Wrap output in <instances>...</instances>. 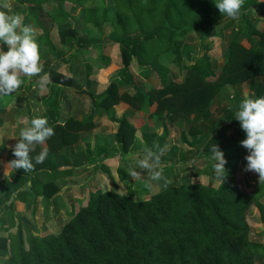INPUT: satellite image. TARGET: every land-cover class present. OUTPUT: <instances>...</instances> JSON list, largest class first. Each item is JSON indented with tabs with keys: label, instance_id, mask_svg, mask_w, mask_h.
Returning a JSON list of instances; mask_svg holds the SVG:
<instances>
[{
	"label": "trees",
	"instance_id": "trees-1",
	"mask_svg": "<svg viewBox=\"0 0 264 264\" xmlns=\"http://www.w3.org/2000/svg\"><path fill=\"white\" fill-rule=\"evenodd\" d=\"M50 1H67L72 5L83 6L85 22L96 27L100 31L97 33L104 38L107 34L101 31L106 23L111 22L117 27L108 34L107 37L111 38L108 42L103 38L101 43L88 49L76 47L77 55L73 56L72 61L76 60L80 66L83 60L92 57L106 69L112 65L113 58L119 56L124 64L117 68L111 81H108L111 76L103 73L101 84L105 88L102 91L97 92L89 87L77 89L92 99V111L86 116L80 108H73L72 102L68 100L67 92L75 89L74 76L60 69L68 66L70 74L77 73L76 69L79 68L70 62L72 55L63 61L48 60L45 73L49 74L51 82L46 86L49 96L44 101L50 107L48 120L55 134L46 141L45 146L38 145L35 152L31 153L35 158L42 147H47L48 156L44 162L35 164L34 170L30 172L19 170L23 176L40 170L48 175L43 196L49 201L53 202L63 188L61 184L57 186V179L61 180L62 174L88 171V166H77L86 162V158L95 150L90 142L86 150L72 148L76 142L72 136L78 137L76 132L94 127L97 114L105 115L117 124L116 139L120 141L123 152L128 151V135L132 132V124L127 115L118 116L115 108L122 101L136 108H142V103L152 105L156 102V111L153 113L163 118L164 138L167 139L171 135L170 126L174 123L205 117L210 119L212 105L221 98H231L224 108V114L230 120V125L236 126L237 135L225 140V132L213 126H209V131L205 133H200L199 129L192 132L193 136L201 134L196 141L188 138L187 131L181 133L182 139L191 144L193 149L187 155L181 152L177 160H189L192 154L211 159L210 149L217 144L225 152L228 161L226 175L221 179L211 167L207 171L212 178L206 184L183 179L171 186L163 185L149 199L141 201L133 198V189L130 187L127 194L121 193L115 184V176H111L106 190L100 187L101 184L88 186V192L79 198L80 201L71 203L73 215L57 233L52 230L38 231L31 226L29 219H21L20 216L13 229H9L7 224L0 225V257H10L3 264H256L257 256L264 255V243L251 240L248 220L254 211L264 221V183H260L259 179L253 180L246 171V178L237 175L241 170L240 158L244 152L239 149L244 148L240 142L246 138V133L235 119V112L245 97L241 91L243 83H249V97L264 96V27L260 30L259 16H252L248 12L250 9L255 14L261 12L264 18V7H260L262 0H245L239 16L244 25L232 28L231 36L225 35L228 36L226 42L229 46L223 68L213 65L210 53L214 49L206 41L212 35L210 31L213 26H219L225 32L235 19L223 16L215 0H168L160 16L154 13V6L162 0H148L154 4L146 9L141 7L140 11L136 10L134 4L140 5L143 0H9V4L15 3L16 10L23 14V23L36 29L41 59L44 50L51 53L57 50L60 36L62 41L65 40L64 43L71 36L80 43V31L74 18L63 10L48 9ZM121 7L126 8L124 15L119 19L112 17V14L120 12ZM130 13H133L138 32L129 30L125 14ZM223 24L229 27H223ZM242 33L248 42H240L238 38ZM193 34L199 36L195 46L202 45L205 52L193 64L184 65L186 75L175 84L170 77L171 68L165 64L164 58L174 54L172 62L177 65L183 63L184 55L189 60L195 58L192 57L193 46L185 41ZM42 37L47 38V41L43 42ZM66 43L72 44L69 40ZM3 47L7 51V46ZM135 57L146 76L150 77L153 73L158 76L160 85L163 84L161 88L154 87L148 93L139 89L130 71V63ZM32 79L29 82L24 78L19 88L27 93L22 94L27 97L29 104L30 99L42 101L38 93L41 88L40 77ZM94 82L99 83L94 80L87 84ZM129 83L134 84V94L131 96L126 91L120 93V84ZM230 88H234V93L221 94ZM63 103L67 105L63 108L66 115L64 124L58 121ZM8 114L4 106L0 105V129L5 123L4 116ZM32 118L29 115L25 117L24 127L30 124ZM210 122L214 125L216 118L210 119ZM144 136L150 141L148 132H144ZM102 147L96 149L105 151V147ZM5 148V145H0V154ZM12 149L10 157L15 159ZM61 153H64L65 158L72 159V168L60 170ZM178 176V173L175 174V177ZM255 176L259 178L257 173ZM95 177L101 180L100 173L96 172ZM3 184L5 187H2L1 194L11 202L0 206V212L6 211L8 214L15 210L16 199H24L26 193L19 192L12 196L15 184L8 176L4 177ZM12 213L17 214L15 211Z\"/></svg>",
	"mask_w": 264,
	"mask_h": 264
},
{
	"label": "rangeland",
	"instance_id": "rangeland-1",
	"mask_svg": "<svg viewBox=\"0 0 264 264\" xmlns=\"http://www.w3.org/2000/svg\"><path fill=\"white\" fill-rule=\"evenodd\" d=\"M162 1L163 2L156 3L154 6V13L159 16L161 15L162 11L166 9V3L168 2V0ZM153 4L154 3H151L148 0H143L140 5H134L136 10L140 11L141 7H144L146 9ZM14 5L15 3H13V5H10V14L20 13L18 10H16L17 7ZM260 7H264V0H262V5ZM48 9L63 10L69 13L74 18L76 27L80 31V35L78 37L80 43L73 36L67 38V40L72 42L71 45L66 43L67 40L64 43L65 40L62 41L60 36V42L57 43V50L54 53H51L49 50L43 51L42 59L40 61L43 66V72L41 73V75H43L47 71L49 62L48 60L54 59L57 62L63 61L67 60L72 55L70 62H72V65L75 64L76 67L79 68L76 69L77 73L74 75L70 74L68 66L60 68L61 71H63L65 74L74 76L75 79V89L67 92V96L69 98L68 100L69 102H72L73 108H80L81 110H83L82 114L88 116L92 111V99L88 94L83 92L79 93L78 90L90 88L91 90H95L97 92L102 91L105 88V85L101 84V80L104 78L103 73L111 76L108 79V81H111V78H113V75L117 71V68L122 66L124 62L122 60V57H114L112 65L104 69L97 60L89 57L90 59H87L86 61L83 60L80 66H78L76 60L72 61L73 56L77 55V53H75L76 47H83L84 49H88L89 47L96 46L97 44L101 43V40H103L104 37L97 33L100 31H97L96 27L85 22L83 6L72 5L67 1H50L48 4ZM110 9L111 11L114 10V8ZM249 9L250 8L246 10L248 11ZM125 11L126 8L121 7L120 12L117 15L112 14V17H116V19H119L120 17H122L121 15H124ZM248 12L252 13V16H259L258 28L261 30L264 27V18H262V13L260 12L261 14H255V11L251 9ZM132 14L133 13H130L129 15L125 14V17H128V26L130 27L129 30H132L131 32H138L139 28L134 21ZM110 24L106 23L103 31H101L104 34H107V36L110 31H114L117 28L112 24L110 26ZM231 24L232 25H230V27L228 26V24H223V27H229V29L225 30V32L224 29H220L219 26H213L210 31L212 35H210V39L206 41V43L209 44L212 49H214L213 52L210 53V56L213 65L217 66L218 68H223L226 62V56L228 52L227 50L229 46L228 42L226 41H228V36H231L230 32L234 30L232 28H241V26L244 25V22L242 17H238L237 19L233 20ZM104 36L106 42L110 41L111 38L109 39L106 35ZM238 39L243 43L248 42L247 38L244 36V33H242ZM198 40V34H193L191 37L185 39V41L189 45L193 46L194 52L192 54V57L195 58L189 60L186 55H184L182 59L183 63L181 65H177L172 62V57L174 56V54L172 53L164 58L165 64H167L171 68L172 73L170 74V77L173 78L171 80H173L172 82H174L175 84L182 81L184 76L186 75L187 69L184 68V65L193 64L195 59L201 57L205 52V48L202 45L195 46ZM42 41H47V38L42 37ZM88 61L91 62V64H89ZM130 71L134 74V83L138 85L139 89L142 92L148 93L154 87L161 88L163 86V84L160 85L161 81L155 73H153V75H151L150 77L146 76L144 69L139 67V63L136 57L133 58L130 63ZM24 78H26V80H29V82L33 81L32 78L23 77V79ZM94 80H97L99 83L94 82L92 84H87V82H93ZM134 90L135 87L133 83L120 84V93L126 91L130 92V95L132 96L134 94ZM241 91L243 92L244 96H250L251 90L248 82L242 84ZM227 92L234 93V88H230L229 90L227 89L221 94L225 96ZM22 93L24 95H27V93L21 89H18L11 95H0V105L4 106L6 111L9 113L8 115L4 116L5 123L0 129V145L3 144L4 146L5 144H7L6 148L2 149L0 154V201L2 202L0 203V206H3V204L5 206L6 201L7 203L10 202L8 201V199H6L7 197H5L4 194H1L2 187H5L3 184V179L5 176L12 178L15 184V192L14 194H11L12 196L18 195L19 192L26 193L24 199L20 198L16 202L15 210H11V212L9 211L8 214H6V211L0 212V225L7 224L9 229H13L18 221V216H20L21 219L24 217L26 219H29L31 226L33 228H36L38 231L49 230L50 232L52 230L53 232L57 233L62 224L65 223L73 215V210L70 208L71 203L77 204L80 201L79 198L85 195L88 192V189L84 182L81 181V173H83L82 171H73V176L71 174H68L66 176L61 175V177L63 178L61 180L57 179V182L59 183L57 186L60 187L61 184L63 188L59 192L58 197H56L53 202H51L43 196L44 184L48 181V175L42 173V170H40L42 172L38 171L32 172L31 174L27 173L23 176L19 169L16 170L7 166L8 162L12 160L10 157V150L15 146L19 139L17 136L19 135V131L21 130V128L24 127L25 117L29 115L33 117L46 116L48 118L47 112L50 107L49 105H46V102L44 101L47 100L49 96L46 92V87L40 88V90L38 91L39 97L42 99V101L40 102H36L30 99L29 104L27 101V97H25ZM229 100H231V98H221L210 108L209 118H216V122L214 125H212L210 119L206 117L201 120L178 121L170 126L171 135L167 137V139L164 138L163 118H159V116L153 113L156 111V102L152 105H149L148 103H142L144 104L142 108H136L130 105L128 102L122 101V105L120 104V107L118 106V108L121 109L125 107V115H127L128 120L132 124L131 131L133 132V134H131L132 132H130L128 135V151H126L125 153L123 152L120 141L116 139V135H114L113 133L115 127L113 126L114 123H110V120L107 118V116L102 114L96 115V125L94 127L90 128L89 130L81 129L79 132H76L78 137L76 135L72 136V139H76V142L71 147H74L77 150H86L85 148L88 142L91 143V146L94 149H96L97 145L107 147V150L113 157L112 166L115 167L116 175L110 171L111 167L109 165L105 167V173L107 175L115 176V184L117 187L119 186L118 189L121 193L127 194L128 188H132L133 198L136 200L142 201L149 199L157 191L161 190L162 186L164 185L163 180L153 181L152 187L150 189L146 188L144 182L145 178L147 177L146 172H142L141 178L135 181L126 170L130 165H134L137 159L142 158L145 155L144 148L146 146L151 147L154 141L158 142L161 147L165 148V154L162 157V167L164 169L163 175L170 181L167 186L177 184L183 179L206 184L212 178L207 170L213 167L214 161H212L210 158L208 159L204 155L200 156L192 154L189 160L179 162L177 159L180 156L181 152H184L185 155H187L189 154L188 152L193 149V146H191V144L185 142L182 139L181 133L183 131H187L188 138L191 141H196L199 140L198 138L201 134L193 136L192 132H194L196 129H199L200 133H205L209 131V126H213L214 128L220 129L222 133L225 132V140L233 138L234 135H237L236 126L232 127V125H230V120L226 118V115L224 114V108H226L229 104ZM66 106L67 105L63 103L62 110L59 111L58 121L62 122L63 124L65 123L66 119L65 111L63 108H66ZM29 108H31V111H29ZM72 115L75 116V114ZM228 127L229 129L226 131V128ZM116 129H118V126H116ZM144 132H148L150 141H148L147 137L144 136ZM239 149L244 152L240 158L242 162H240L239 168L241 170H239L237 175L238 177L246 178L244 169L247 163L245 157L246 155H248V153L244 150V148ZM234 150L232 151L234 152ZM63 154L64 153L59 154L61 158L59 159V165L61 169L66 170L71 168L74 163H72V159L70 160L68 159V157L65 158ZM63 161L65 162V164H63ZM82 162L84 161H80V163ZM77 168H80V166H77ZM177 173L179 174V176L175 177V174ZM255 174V172H247V176L250 175L253 180H258L259 178L256 177ZM103 189H107L106 184L104 185ZM13 211H15L17 214L15 215L14 213H12ZM248 221L251 225V240L264 243V221L261 220L260 216L254 214V211L251 212ZM5 257H7L6 260H10L9 255H6ZM5 257H0V264L6 263V260L4 259ZM256 264H264V255L257 256Z\"/></svg>",
	"mask_w": 264,
	"mask_h": 264
},
{
	"label": "clouds",
	"instance_id": "clouds-1",
	"mask_svg": "<svg viewBox=\"0 0 264 264\" xmlns=\"http://www.w3.org/2000/svg\"><path fill=\"white\" fill-rule=\"evenodd\" d=\"M215 3L223 16L237 19L245 0H215ZM23 21L22 13L10 14L9 0H0V95L16 92L24 83L23 77L40 76L41 88L51 82L48 73L41 75L43 66L40 63L41 49L36 29ZM3 45L7 46V51ZM235 119L240 122L242 130L246 133V138L240 142L248 152L244 171L257 173L260 183H264V96H245L238 105ZM54 134L55 129L49 124L46 116L33 117L30 124L19 131V139L12 149L15 159L9 161L7 166L16 170L23 169L24 172L34 170L35 164L43 163L47 158L48 149L42 147L35 158L31 153L35 152L38 145H45ZM210 152L211 160L214 161V174L221 179L227 172L225 166L228 161L225 152L217 144L212 145ZM144 153L142 158L126 169L129 175L136 181L141 178L142 172H146V188L150 189L153 181L161 180L167 187L170 181L163 175L162 167L165 148L154 141L151 147L144 148Z\"/></svg>",
	"mask_w": 264,
	"mask_h": 264
},
{
	"label": "crops",
	"instance_id": "crops-1",
	"mask_svg": "<svg viewBox=\"0 0 264 264\" xmlns=\"http://www.w3.org/2000/svg\"><path fill=\"white\" fill-rule=\"evenodd\" d=\"M120 105V104H119ZM118 105V106H119ZM122 105V104H121ZM118 106H115V108H116V110H117V114H118V116H121V115H123V114H125L126 112H125V110L126 109H124V108H121V109H119L118 108ZM120 107V106H119ZM108 119H109V117H107ZM104 119V118H103ZM110 121V123L112 122V124L114 123L115 124V122H113L111 119H109ZM113 124V126H115L114 127V130H113V133H114V135H115V132H116V126H117V124H115L114 125ZM3 145V144H2ZM7 144H5V146H6ZM43 146H45V145H43ZM98 146H100V145H97V147ZM96 147V148H97ZM103 147H105V146H103ZM102 147V148H103ZM100 148V147H99ZM104 149V148H103ZM105 151H102L101 149H99V150H97V149H94L95 150V153H93L91 156H89V157H87L86 158V162H84L83 164H81V165H78V166H80V168H83L84 166H88V171H86L85 173H82L81 174V177H82V179H81V181L82 182H84V184L86 185V187H87V189H89L88 188V186H90V187H96L97 185H100V187H104V185L105 184H107V182L109 181V179H110V177H111V175H107L106 173H105V167L106 166H110L111 167V172L113 173V174H115L116 175V170H115V167H113L112 166V156L110 155V153H109V151L107 150V147H105ZM97 150V151H96ZM101 152V153H100ZM102 154H104V156H102ZM98 159L97 161L95 160V159ZM72 168V167H71ZM70 169V168H69ZM60 170L61 171H63V169H61L60 168ZM87 172H89V173H87ZM96 172H98V173H100L101 174V180L99 179V178H96L95 177V173ZM73 173V172H72ZM70 174V173H69ZM62 175H64V176H66L67 174L66 173H64V174H62ZM74 175V173L72 174V176ZM63 178V177H62ZM108 180V181H107ZM63 194V193H62ZM15 196V195H14ZM6 199H8V198H6ZM18 199H20V198H18ZM18 199H16V202L18 201ZM22 199V198H21ZM8 201H10L11 202V200L10 199H8ZM10 202L9 203H7V201H6V205H9L10 204ZM5 203V202H4ZM4 206V205H3Z\"/></svg>",
	"mask_w": 264,
	"mask_h": 264
}]
</instances>
